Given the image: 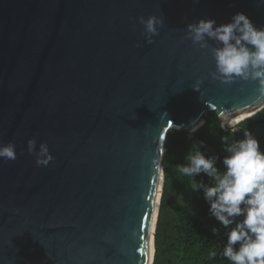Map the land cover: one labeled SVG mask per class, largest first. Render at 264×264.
I'll return each mask as SVG.
<instances>
[{
  "label": "water",
  "instance_id": "95a60500",
  "mask_svg": "<svg viewBox=\"0 0 264 264\" xmlns=\"http://www.w3.org/2000/svg\"><path fill=\"white\" fill-rule=\"evenodd\" d=\"M262 111L264 0H0V264H154L169 135Z\"/></svg>",
  "mask_w": 264,
  "mask_h": 264
},
{
  "label": "trees",
  "instance_id": "16d2710c",
  "mask_svg": "<svg viewBox=\"0 0 264 264\" xmlns=\"http://www.w3.org/2000/svg\"><path fill=\"white\" fill-rule=\"evenodd\" d=\"M154 264H264V111L166 143Z\"/></svg>",
  "mask_w": 264,
  "mask_h": 264
},
{
  "label": "bare ground",
  "instance_id": "6f19581e",
  "mask_svg": "<svg viewBox=\"0 0 264 264\" xmlns=\"http://www.w3.org/2000/svg\"><path fill=\"white\" fill-rule=\"evenodd\" d=\"M244 121V120H243ZM242 121V122H243ZM242 122H240V123H242ZM240 123H238V124H240ZM238 124H236V125H238ZM235 126V125H234ZM225 127H226V129H230V128H232L233 126H227V125H225Z\"/></svg>",
  "mask_w": 264,
  "mask_h": 264
},
{
  "label": "clouds",
  "instance_id": "9594fccd",
  "mask_svg": "<svg viewBox=\"0 0 264 264\" xmlns=\"http://www.w3.org/2000/svg\"><path fill=\"white\" fill-rule=\"evenodd\" d=\"M226 132H228V131H226ZM230 132V131H229Z\"/></svg>",
  "mask_w": 264,
  "mask_h": 264
},
{
  "label": "rangeland",
  "instance_id": "374dc122",
  "mask_svg": "<svg viewBox=\"0 0 264 264\" xmlns=\"http://www.w3.org/2000/svg\"><path fill=\"white\" fill-rule=\"evenodd\" d=\"M239 125H240V124H239ZM239 125H238V126H239Z\"/></svg>",
  "mask_w": 264,
  "mask_h": 264
}]
</instances>
